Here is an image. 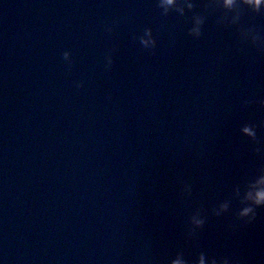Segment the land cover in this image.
I'll list each match as a JSON object with an SVG mask.
<instances>
[{"label":"water","instance_id":"95a60500","mask_svg":"<svg viewBox=\"0 0 264 264\" xmlns=\"http://www.w3.org/2000/svg\"><path fill=\"white\" fill-rule=\"evenodd\" d=\"M207 2L161 17L154 0H0L4 264H264V207L238 217L264 175V50L239 29L264 45V9L226 26Z\"/></svg>","mask_w":264,"mask_h":264},{"label":"clouds","instance_id":"9594fccd","mask_svg":"<svg viewBox=\"0 0 264 264\" xmlns=\"http://www.w3.org/2000/svg\"><path fill=\"white\" fill-rule=\"evenodd\" d=\"M198 0H154L155 8L163 17L169 12L173 13L176 17H180L182 12L180 7L192 11L197 7ZM246 6L253 12L259 13L264 9V0H208L205 3V8L209 6H219L223 10L221 21L226 26H235L240 24L241 13L239 11L240 6ZM214 11V10H213ZM207 13H195L190 21L188 27V35L194 39L200 38L202 34V27L206 22ZM240 36L245 40L251 42L253 46L258 49L264 50V45L259 44V36L255 27H241L239 29ZM153 49L152 41L145 34L141 37V50L146 54H151ZM71 54L64 53L65 60H70ZM109 65L112 63L111 58L108 61ZM264 104V101L261 102ZM241 134L248 137L252 141H257L256 126L254 124H245L241 129ZM257 155L260 154L261 148L255 149ZM243 206L239 209L238 217L245 223H252L256 219V209L264 207V175H260L254 181L248 184L247 189L243 194ZM230 204L228 202H221L215 210L217 216L226 213L229 210ZM205 220L197 212L190 218L191 228L189 229L188 237L192 238L195 235V231L204 226ZM0 264H4V260L0 259ZM170 264H189V261L185 258L183 252H178L174 258L171 259ZM194 264H218L215 259L209 260L204 254H200L194 261ZM219 264H233L230 257L223 259Z\"/></svg>","mask_w":264,"mask_h":264}]
</instances>
